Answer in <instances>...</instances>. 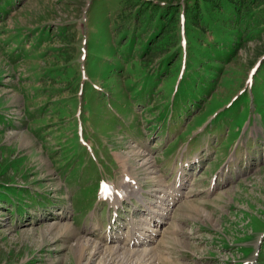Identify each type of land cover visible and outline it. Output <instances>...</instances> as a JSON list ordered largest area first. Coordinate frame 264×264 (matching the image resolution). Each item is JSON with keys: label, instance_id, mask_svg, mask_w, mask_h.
Wrapping results in <instances>:
<instances>
[{"label": "rangeland", "instance_id": "rangeland-1", "mask_svg": "<svg viewBox=\"0 0 264 264\" xmlns=\"http://www.w3.org/2000/svg\"><path fill=\"white\" fill-rule=\"evenodd\" d=\"M0 121V264L126 246L146 210L123 201L112 225L99 186L134 151L151 204L181 173L156 264H264V0H0Z\"/></svg>", "mask_w": 264, "mask_h": 264}, {"label": "bare ground", "instance_id": "bare-ground-1", "mask_svg": "<svg viewBox=\"0 0 264 264\" xmlns=\"http://www.w3.org/2000/svg\"><path fill=\"white\" fill-rule=\"evenodd\" d=\"M127 156H128L129 164L136 167V169L140 172V174L145 175L146 178L148 177L147 176L148 173H150V174L156 173V171L154 169L155 167L153 166L154 164L152 161H150L151 159H149L145 156H142V154L140 152L137 153V151H134V152H131L130 154H128ZM132 157L142 158V160L144 159V161L141 165L140 164L133 165L132 164ZM123 160H124V158H123ZM127 165H128V163H126V167L124 169V171L127 173V175L128 174L131 175L132 173L136 174V172L134 171L132 166L129 165L127 168ZM159 177L160 176H157L156 179L157 178L159 179ZM152 178L155 179V177H152ZM127 185L132 190V191L129 190V194L126 193L127 191L125 190V187ZM106 186L109 187V189H110L109 193L106 195L104 192H101L100 199L108 201L109 204H111V206L114 208L118 207L123 200H129L130 201L132 198H135V197H136L135 199H137L141 203L144 202L143 201V198H144L143 193L140 192V190H142V188L138 185V183L136 181H132V180H130V178L124 180L122 185L117 184V186L115 188L117 192H115V193H114V183H108V184H106ZM133 192L139 193V194L134 195ZM164 193H165L164 195L157 197L159 199V201L157 202L158 203V205H157L158 209H152L151 212L153 213V215H155L154 213H158L159 211H162L163 216H166V214H168V212L170 211L172 204H175L176 201L179 199L180 195L182 194L179 189L174 190L172 188L166 189ZM116 195H119L120 198L116 197ZM123 195L124 196L128 195V197H123ZM132 196H135V197H132ZM166 196H168L169 198H166ZM154 217H156V216H154ZM149 220H151V217H149ZM155 220H153V222ZM152 226L153 225L151 224V222H149L147 225V229L145 227H143L142 232H139L137 234L134 233L132 239L129 238L127 240V244L132 243V245L135 244L136 246L146 245L147 242L152 238L151 235L155 234V232L157 231V229L152 228ZM145 231L147 234L145 233ZM148 237H151V238L148 239ZM109 241H110V239H109ZM119 245L111 246V247L110 246L105 247V246H102L101 244H98V243L95 244L92 241L84 238L82 240L79 239L77 241V244L74 248V253H75V257L77 256L79 258L80 257L84 258L86 255L91 256L89 261H91L93 258H96V257L100 256L101 254H103L102 258H103L104 264H156V252H155L156 250H154V248L148 247V248H132V249H129L128 247H122L121 248V246H119Z\"/></svg>", "mask_w": 264, "mask_h": 264}, {"label": "trees", "instance_id": "trees-1", "mask_svg": "<svg viewBox=\"0 0 264 264\" xmlns=\"http://www.w3.org/2000/svg\"><path fill=\"white\" fill-rule=\"evenodd\" d=\"M231 54H232V53H230V55H231ZM201 101H202V100H200V102H201ZM217 115H218V114H217ZM215 118H217V116H215L214 119H215Z\"/></svg>", "mask_w": 264, "mask_h": 264}]
</instances>
